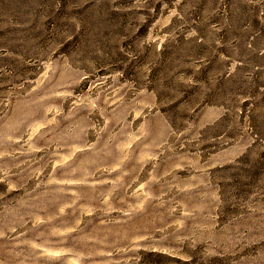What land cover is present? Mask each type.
Here are the masks:
<instances>
[{"label": "rangeland", "instance_id": "374dc122", "mask_svg": "<svg viewBox=\"0 0 264 264\" xmlns=\"http://www.w3.org/2000/svg\"><path fill=\"white\" fill-rule=\"evenodd\" d=\"M0 264H264V0H0Z\"/></svg>", "mask_w": 264, "mask_h": 264}]
</instances>
